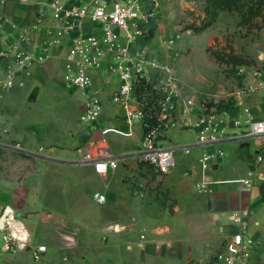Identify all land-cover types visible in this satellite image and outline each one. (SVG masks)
I'll return each instance as SVG.
<instances>
[{
    "label": "crops",
    "instance_id": "obj_1",
    "mask_svg": "<svg viewBox=\"0 0 264 264\" xmlns=\"http://www.w3.org/2000/svg\"><path fill=\"white\" fill-rule=\"evenodd\" d=\"M204 7L205 2L203 5L196 3L195 0H161L159 18L155 25L156 34L150 41L149 47L154 46L155 41L159 43L163 37L160 34H167L166 29L169 28V24H172L174 14L181 13L186 16L188 13H194L197 15L200 9L204 11ZM40 8L41 0L4 1L0 7V14L16 28L12 29L11 25L6 26L5 32L0 35V49L21 30L33 31V21ZM240 20L241 16L237 11H221L210 28L222 25L239 28ZM41 25L55 29L59 27L47 16L42 17ZM89 27L90 25L86 24L84 28L89 29ZM47 39L49 37L40 31L35 35L34 43L41 45ZM150 49L155 50L152 47ZM63 54L64 49L57 48L51 58L42 64L31 66L24 75L17 78L11 90L0 94V123L10 118L14 108L17 109L18 105L22 104L24 108L27 107L26 109L30 110L32 104L42 102L45 81H50L56 75L57 78L54 79L63 82ZM176 60L174 62L176 77L178 71L183 85L188 88L192 87L191 80L181 79L184 66L178 64L177 67ZM51 64L55 65V71L49 69ZM252 81L253 77L249 75V84ZM94 84L102 97L103 111L105 107L113 108L104 115L101 124L99 121L98 126L93 127L92 136L87 143L82 144L79 139V134L85 130L80 123L83 105L76 119L77 136H49L48 131L42 130L38 136H17L23 144L18 140L6 138L10 141L5 143H20L24 150L13 149L0 142L3 145H0V149L15 157L14 162H11L8 161L6 155L4 157L0 155V217L7 207L14 217L4 232L27 236L28 239V244L24 248H17L11 252L0 250V264H216L213 259L215 254L222 249L225 241L236 229L229 222V214L233 212L247 214L248 232L259 242L253 252L251 264H264V203L261 198V184L247 191H241L236 183L229 182L245 177L252 168L257 152V145L254 141H251L252 145L249 142L246 146L241 145L246 141L223 144L224 156L214 169L217 174L212 173L213 179L221 183L212 186L211 192H204L198 188L201 176L199 160L203 151L201 149H193L188 155L178 154L189 156L188 161L183 163L177 161L176 169L172 173L158 176L156 183L161 184L158 188L160 192L150 190L137 179L135 170L127 171L120 164L118 168L124 170L121 175L122 180L131 182L129 183L131 189L134 194H139L140 201L136 202L139 206L135 213L115 217L107 226V230L121 234L119 243L109 244L105 236L108 232L102 233V236H90L84 233L80 220L70 216L72 211L66 212L63 209L48 207L51 202L65 203L67 190L61 192L62 198L45 201L43 207L39 208L34 200L35 194L39 192L36 189L38 184L43 182L46 176H50L53 183H61L64 186L66 182L63 183V180L66 176L63 175L62 178L55 175L83 165L70 163L77 159L76 149L79 146H87L91 143L98 146L106 143L117 154L116 136L112 141L108 134L128 136L123 112L111 101L113 84L103 83L98 75ZM15 89H18L21 95L12 102L10 97ZM35 89L38 91L37 100L29 102L28 95ZM210 89L206 91L209 92ZM78 93L82 97L83 104L82 93L79 90ZM244 95L245 93L238 96L236 105L231 111H221L218 114L224 116L226 112L231 119L245 118L243 109L248 107L252 117L264 119V92ZM195 118V115L192 116V121ZM104 128L107 132H103ZM188 129L190 126L179 131L185 132ZM229 131H237V128H231ZM137 133L141 136L139 128ZM194 138L195 134L192 141L173 144H191ZM43 145L48 147L44 149ZM249 146L252 147L249 148ZM40 148L41 152H39ZM72 153L75 155L74 158ZM120 156H126V160L129 159L127 155ZM82 167L86 173L97 174L103 178L108 177L113 171L102 173L90 165ZM130 172L131 174L128 175ZM126 175L132 177L131 180L124 179ZM189 179L193 180L191 184H189ZM73 189L74 187L70 190ZM80 189L78 186L77 192L68 191V193L76 194L71 198L78 199ZM162 191L167 200L158 197ZM191 191L195 193L192 194ZM2 233L0 231V236ZM38 245L46 246L47 250L40 261H34L31 252Z\"/></svg>",
    "mask_w": 264,
    "mask_h": 264
},
{
    "label": "built area",
    "instance_id": "obj_2",
    "mask_svg": "<svg viewBox=\"0 0 264 264\" xmlns=\"http://www.w3.org/2000/svg\"><path fill=\"white\" fill-rule=\"evenodd\" d=\"M4 1L0 0V7ZM195 2L204 5L205 0ZM160 8L161 0H41L33 31L21 30L0 49V94L11 90L17 78L31 66L51 58L57 48L64 49L62 80L67 87L82 93L80 123L84 129L98 126L103 112V100L94 84L98 75L103 83L113 84L111 101L123 112L128 127L126 134L134 135L135 126L140 130L142 140L133 157L159 175H168L176 169L179 153L188 155L193 149H201L198 188L211 192L212 186L221 183L213 179L212 173L224 156L223 144L251 140L257 145L252 168L245 177L229 182L236 183L241 191L261 184L264 181V119L252 117L248 107L243 109L245 118L231 119L226 112L220 115L215 106H207L206 99L194 98L179 88L174 67L178 54L171 51L179 35H165L159 40L169 50L164 57L149 47L156 34ZM43 16L50 17L59 27H42ZM86 24L90 25L89 29L84 28ZM7 25L16 28L0 14V35ZM40 31L49 39L38 45L34 41ZM252 77L245 96L264 92V71L254 70ZM194 115L196 118L192 121ZM188 126L195 134L191 144L167 142L169 131ZM231 128L237 131H229ZM6 146L24 150L20 143H6ZM76 152L78 157L74 161L93 166L102 173L117 169L127 159L115 154L106 143L90 150L81 145ZM93 199L103 204L106 196L95 193ZM229 222L236 229L215 254L214 262L251 264L259 242L248 232L247 214L233 212L229 214ZM1 237L2 252L28 244L27 236L12 232H3ZM46 250L44 245L34 247L32 259L40 261Z\"/></svg>",
    "mask_w": 264,
    "mask_h": 264
},
{
    "label": "rangeland",
    "instance_id": "obj_3",
    "mask_svg": "<svg viewBox=\"0 0 264 264\" xmlns=\"http://www.w3.org/2000/svg\"><path fill=\"white\" fill-rule=\"evenodd\" d=\"M202 10L200 9L197 15L194 13H188L186 16L181 13L174 14L172 24H169V28L166 29L168 35H179V39L171 51L178 54L177 67L178 64L184 66L181 79L191 80L192 87L188 88L183 85L178 71L177 83L179 88L187 95L201 100L206 99L208 107H210V103L216 104L217 113L231 111L236 105L238 96L243 95L249 84V75H253L254 70L264 71V31L262 32L264 29V7L262 17L256 18L252 25H239V28H231L228 25L217 28H210L211 26L203 28L205 12H202ZM160 35L164 36L165 33ZM153 43H155L154 46L151 45L150 47L154 48V51L162 57H164V53L169 51L161 45L160 41L159 43H156V41ZM217 55L221 58L220 60H217ZM232 56L245 59L250 64L238 65L232 59L226 62L225 58ZM49 69L55 71V65L51 64ZM54 78H57V76L55 75L50 81L44 82L46 86L42 102L32 104L30 110L26 109L27 107L24 108L22 104L18 105L17 109L14 108L12 116L0 123L1 143L10 141L6 138L20 141L17 136H38L42 133V130L48 131L49 136H77L78 124H76V119L81 112L82 97H80L78 90L68 88L62 81L58 82ZM208 88H211V91H206ZM19 95H21V92L18 89L13 90L10 100L12 102L16 101ZM112 108H104L100 124L104 115ZM16 110L17 112H15ZM118 111L120 110L118 109ZM125 130H128L127 126H125ZM133 130L135 134L132 136L108 134L112 141L116 136V150L118 151H115L117 155L129 156V159L123 161L120 166L127 171L135 170V176L138 180L143 182L150 190L160 192L158 188L161 184L156 183V180L158 176L163 175H159L153 168L133 157L140 147L141 140V136L137 133L138 128L135 126ZM193 137L194 130L190 126V129L185 132L179 130L169 131L167 141L170 143H185L192 141ZM20 142L22 143V141ZM249 142L252 145L251 140L242 142L241 145L246 146ZM94 146L91 143L87 145V148L90 150ZM43 147L46 149L48 146L43 145ZM251 147L249 146V148ZM0 155L2 157L6 155L8 161L14 162L15 157L12 154L0 149ZM72 156L75 157L73 153ZM188 158L189 156L178 155L177 161L187 162ZM70 163L79 164L74 160ZM82 166L84 165L61 171L55 175L62 178L63 175L66 176L63 180V183L66 182L64 186L61 183H53L50 176H46L44 181L38 184V188L35 187L39 192L35 194L34 200L38 203L39 208H42L45 201H55V199L62 198L61 192L67 190L65 203L51 202L48 207L63 209L66 212L72 211L70 216L80 220L81 229L84 230V233L90 236H102V233L108 232L105 236L108 238L109 244L112 242L119 243L121 234L107 230V226L115 217L135 213L139 206L136 202L140 201V196L132 191L129 184L131 182L122 180L121 175L124 173L122 168L113 170L108 177L103 178L97 174L86 173ZM130 174L131 172L128 173V175ZM216 174L217 172H214V175ZM128 175L124 176V179L131 180L132 177ZM192 181L189 179V184ZM68 186L74 187V192H77L78 186L81 188L77 196L78 199L71 198L76 194L68 193V191H73ZM95 193L104 194L107 198L106 202L97 204L93 199ZM191 193L194 194L195 192L191 191ZM68 196L70 197L68 198ZM158 197L167 200L164 191ZM2 243L3 240L0 236V245Z\"/></svg>",
    "mask_w": 264,
    "mask_h": 264
},
{
    "label": "trees",
    "instance_id": "obj_4",
    "mask_svg": "<svg viewBox=\"0 0 264 264\" xmlns=\"http://www.w3.org/2000/svg\"><path fill=\"white\" fill-rule=\"evenodd\" d=\"M264 7V0H205V24L203 28H207L212 25L221 11L239 12L241 20L239 22L240 26H246L247 24L252 25L254 20L258 17H262V9ZM256 26V24H255ZM221 58L217 55V60ZM226 62L229 59L235 64L246 65L250 64L249 61L238 58L237 56L226 57ZM216 106V104H209V106ZM261 198L264 203V181L260 185Z\"/></svg>",
    "mask_w": 264,
    "mask_h": 264
},
{
    "label": "water",
    "instance_id": "obj_5",
    "mask_svg": "<svg viewBox=\"0 0 264 264\" xmlns=\"http://www.w3.org/2000/svg\"><path fill=\"white\" fill-rule=\"evenodd\" d=\"M37 96H38V91L37 89H35L30 92L27 100L29 102H35L37 100ZM181 129L182 130L186 129V127H182ZM93 130H94L93 127H88L79 134V139L82 144H85L88 142L89 138L92 136ZM215 168H216V165L214 166V169ZM12 217H13V213L7 207L5 212L0 217V231L4 232L6 230V228L9 226V222L14 218Z\"/></svg>",
    "mask_w": 264,
    "mask_h": 264
}]
</instances>
